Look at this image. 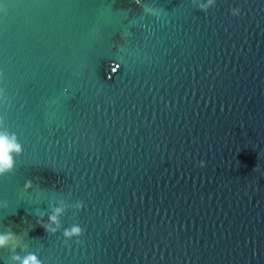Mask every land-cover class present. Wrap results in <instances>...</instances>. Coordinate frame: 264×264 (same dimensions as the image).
<instances>
[{
    "label": "water",
    "instance_id": "95a60500",
    "mask_svg": "<svg viewBox=\"0 0 264 264\" xmlns=\"http://www.w3.org/2000/svg\"><path fill=\"white\" fill-rule=\"evenodd\" d=\"M0 5V113L24 147L0 264H264V0ZM53 194L83 201L61 218L81 243L37 223Z\"/></svg>",
    "mask_w": 264,
    "mask_h": 264
},
{
    "label": "clouds",
    "instance_id": "9594fccd",
    "mask_svg": "<svg viewBox=\"0 0 264 264\" xmlns=\"http://www.w3.org/2000/svg\"><path fill=\"white\" fill-rule=\"evenodd\" d=\"M139 2V0H138ZM191 5L203 13H208L212 9L217 0H190ZM4 9L0 5V12ZM229 13L232 16H239L241 14L239 7H230ZM166 14V13H165ZM115 64V67L111 68L114 72L120 65ZM110 78V77H109ZM8 102V96L3 87H0V107H3ZM24 152L23 144L17 135V132L11 130L8 125L5 116L0 113V177H5L13 172L15 166L14 157L21 155ZM203 161L200 162L202 167ZM33 189L31 180H25L21 192H28ZM6 206L5 202H0V207ZM84 207V203L81 200L68 201L62 195L53 194L49 197L47 209L41 210L39 207L34 209L37 216V223L40 224L49 235H55L60 233L65 242L74 240L76 243H81L80 237L83 235L84 229L80 223L74 221L73 223L64 226L62 224V217L66 211L71 209L73 214L80 211ZM46 216V220L44 217ZM16 233L11 231L0 232V248H4L17 238ZM27 236V233L24 234ZM11 264H43V261L38 257L34 251H28L23 255L14 253L11 256Z\"/></svg>",
    "mask_w": 264,
    "mask_h": 264
}]
</instances>
